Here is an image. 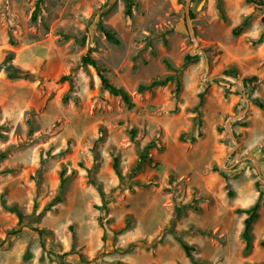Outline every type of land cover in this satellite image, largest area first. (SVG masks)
<instances>
[{
    "label": "rangeland",
    "instance_id": "374dc122",
    "mask_svg": "<svg viewBox=\"0 0 264 264\" xmlns=\"http://www.w3.org/2000/svg\"><path fill=\"white\" fill-rule=\"evenodd\" d=\"M40 1L0 0V264H192L178 239L202 264H264V6ZM8 55L28 79L7 78ZM259 196L246 250L236 210Z\"/></svg>",
    "mask_w": 264,
    "mask_h": 264
},
{
    "label": "trees",
    "instance_id": "16d2710c",
    "mask_svg": "<svg viewBox=\"0 0 264 264\" xmlns=\"http://www.w3.org/2000/svg\"><path fill=\"white\" fill-rule=\"evenodd\" d=\"M126 3V10H125V15L127 17L130 16V9H131V1L130 0H124ZM247 2L252 3L255 6H264V2L262 1H252V0H246ZM41 1L37 0V3L35 5V12L38 11L39 9V3ZM34 12V13H35ZM191 16V14H190ZM35 18V14H33L32 20H34ZM245 26V21H242L241 24L236 27L235 29L232 30V35H237L240 30ZM100 31L102 32L104 38L106 39L107 42L113 44V45H119V40L117 39V37L115 36V34L113 32H111L110 30L106 29L103 26H100ZM196 60V58H191L189 56H185V63L184 64H188V63H193ZM11 61V55H8L4 61L3 64H5V66L3 67V71L5 72L6 76L8 79L11 80H26L29 78L28 73H26V71L20 69L19 67H17L14 64L10 63ZM167 67L168 70L174 71L176 72V70H174V68L170 65V63L164 59L163 61ZM7 63V64H6ZM81 63L84 66H90L96 73L99 82H100V88L107 92L109 95L119 98L128 108H131L132 105V100L130 95L122 88L120 87H116L114 86L108 75H107V70L105 68H103L101 65H99L96 60L90 56V52H87L82 58H81ZM226 74V73H225ZM67 78L62 77L59 79V83L66 81ZM253 80H255L254 77H251L249 79L245 80V83H250ZM173 81V76L171 75H167L164 78L161 79H153L151 80L148 84H141L137 87L136 92L138 94H142L144 92H149L152 91L156 88H161V87H165L167 84L171 83ZM176 90H178V84L176 87ZM202 102V94L199 96V104H201ZM257 105L259 107H262L261 103L257 102ZM136 131L134 129H131L129 131V135L131 137V139L134 138ZM147 148V147H146ZM145 148V149H146ZM148 158L146 157V153L145 150L144 152H142L139 156L138 162L135 166V170H139V168L141 167L142 163L144 161H146ZM112 168L113 170L116 172V174H118V160L116 158L113 159V163H112ZM63 184V180L60 181V185ZM256 187H258V183L255 184ZM226 189H228V185L226 184ZM227 195L231 196V192L227 191ZM259 200H260V196L258 197V202H256L252 207L248 208V209H244V210H236L237 214H244L246 215L245 219L243 220V227H242V232H241V238L244 242L245 245V249L249 250L251 247V228H252V224L253 222L257 219L258 217V209H259ZM262 205L264 206V202L262 203ZM184 210L183 207L178 208L177 209V215L179 216L182 211ZM178 243L180 245V247L182 248L184 254L186 255V257L190 260V262L192 264H202L200 262H197L193 256H192V252L193 249L192 247H190L188 244H186L184 241L179 240L178 239Z\"/></svg>",
    "mask_w": 264,
    "mask_h": 264
},
{
    "label": "water",
    "instance_id": "95a60500",
    "mask_svg": "<svg viewBox=\"0 0 264 264\" xmlns=\"http://www.w3.org/2000/svg\"><path fill=\"white\" fill-rule=\"evenodd\" d=\"M189 3H190V0H186V2H185V11H186V13H187V9H188Z\"/></svg>",
    "mask_w": 264,
    "mask_h": 264
}]
</instances>
